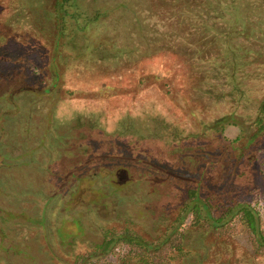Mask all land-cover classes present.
Here are the masks:
<instances>
[{
    "label": "rangeland",
    "instance_id": "374dc122",
    "mask_svg": "<svg viewBox=\"0 0 264 264\" xmlns=\"http://www.w3.org/2000/svg\"><path fill=\"white\" fill-rule=\"evenodd\" d=\"M53 1L0 0V208L13 217L0 232L26 257L0 252V264H73L109 226L154 235L187 188L222 201L261 185L264 151L201 135L137 81L264 21V0H70L56 34ZM237 134L228 127L226 143ZM184 244V264H264L243 233L215 240L187 228Z\"/></svg>",
    "mask_w": 264,
    "mask_h": 264
},
{
    "label": "trees",
    "instance_id": "16d2710c",
    "mask_svg": "<svg viewBox=\"0 0 264 264\" xmlns=\"http://www.w3.org/2000/svg\"><path fill=\"white\" fill-rule=\"evenodd\" d=\"M69 1H53L55 34L64 30ZM234 29V33L223 30L191 55L183 54L173 66L166 65L161 75L142 74L137 88L143 96L154 85L160 103L168 100V106L191 119L201 135L210 132L224 145L244 142L247 149L255 148L257 153L264 151V21L242 22ZM141 98L144 106L148 100ZM242 106L247 114L240 112ZM228 127L238 129V134L226 143L224 132ZM163 128L173 136L184 131L177 124L174 127L165 123ZM192 138L196 137L188 135L182 140ZM262 179L260 186L222 201L217 200L220 193L203 197L196 188H187L173 217L159 219L154 235L129 221L109 226L102 230L99 241L90 250L76 254L72 263L184 264L191 253L184 244L187 228L199 229L215 240L243 233L250 253L264 257V225L258 213L261 209L264 214ZM9 214L0 208V224L11 223L13 217ZM6 239L7 235L0 232V252L26 259L25 251L6 246Z\"/></svg>",
    "mask_w": 264,
    "mask_h": 264
}]
</instances>
